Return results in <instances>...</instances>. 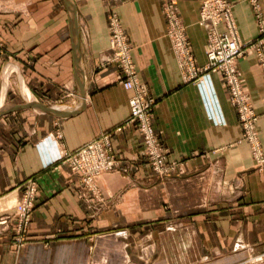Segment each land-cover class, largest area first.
<instances>
[{
    "label": "crops",
    "instance_id": "0c3cea01",
    "mask_svg": "<svg viewBox=\"0 0 264 264\" xmlns=\"http://www.w3.org/2000/svg\"><path fill=\"white\" fill-rule=\"evenodd\" d=\"M72 1L84 106L65 116L21 108L0 117V215L13 212L27 178L37 184L27 241L16 247L13 222L0 225V264H210L213 256L222 264L237 257L236 247L264 246V169L254 168L221 75H193L166 32L172 1L192 64L202 68V0ZM229 2L238 39L258 38L264 0ZM109 9L127 36L138 81L155 100L152 125L166 161L178 163L182 175L160 178L151 170L134 124L114 130L129 116L132 91L108 61ZM236 66L264 156V69L253 50ZM2 94L3 102L14 101L5 109L28 99L64 109L80 105L62 0H0ZM106 131L113 168L91 192L55 156Z\"/></svg>",
    "mask_w": 264,
    "mask_h": 264
},
{
    "label": "built area",
    "instance_id": "2783aa9c",
    "mask_svg": "<svg viewBox=\"0 0 264 264\" xmlns=\"http://www.w3.org/2000/svg\"><path fill=\"white\" fill-rule=\"evenodd\" d=\"M165 17L167 35L183 65L191 70L193 75L208 76L210 72L220 73L242 127V140L249 145L257 168L264 169V156L254 126L256 116L247 96L241 90L240 72L236 66L238 58L248 50H253L264 69V16L256 14L259 37L241 42L236 33L229 0H202L199 24L206 30V63L199 69L192 64L188 41L172 1L166 6ZM221 23L224 25L223 30L218 29ZM109 48L111 56L108 61L118 68L122 86L132 91L129 97V116L121 126L114 130L120 131L125 126L134 124L142 137L143 158L152 171L160 178L172 173H180L178 163L166 161V155L152 125V106L155 100L149 95L146 86L137 79L135 66L130 56V45L116 14H113L109 21ZM110 138L111 131H106L98 138L73 151L58 152L55 159L66 163L71 173L79 178L81 186L94 192L96 191V179L103 172L113 168L114 156ZM36 192L35 179L27 178L20 185V197L13 212L0 216V225L13 222L12 241L16 247L22 246L28 236Z\"/></svg>",
    "mask_w": 264,
    "mask_h": 264
},
{
    "label": "water",
    "instance_id": "95a60500",
    "mask_svg": "<svg viewBox=\"0 0 264 264\" xmlns=\"http://www.w3.org/2000/svg\"><path fill=\"white\" fill-rule=\"evenodd\" d=\"M64 6L67 11L68 15V23H69V30H70V37H71V47H72V55H73V62H74V75L75 81L78 89V94L80 97V105L73 109H64L57 106H47L40 102H36L33 100L25 101L24 105H13L8 109L4 108V105L0 106V117L2 114L10 111V110H17L21 108H31L32 110L44 113V114H51L55 116H65L69 114H74L81 110L84 106L85 102V93H84V85H83V73L80 66V57H79V37H78V27H77V17H76V10L74 7V3L72 0H62Z\"/></svg>",
    "mask_w": 264,
    "mask_h": 264
},
{
    "label": "rangeland",
    "instance_id": "374dc122",
    "mask_svg": "<svg viewBox=\"0 0 264 264\" xmlns=\"http://www.w3.org/2000/svg\"><path fill=\"white\" fill-rule=\"evenodd\" d=\"M113 14H115L114 11H112L110 9L107 10V34H108V36H109V21H110V18H111V16ZM15 101L21 102L22 100H20V98L17 97V99H15ZM11 102H14V101H11L10 99H6L5 102H3V105H5L6 103H11ZM29 112H32V111L29 110ZM254 168L257 169L256 164L254 165ZM182 174L183 173H182V170H181L180 173H172L169 176H165L163 178H168V177H172V176H176V175L178 176V175H182ZM28 234H29V231H28ZM27 238H28V236H27ZM27 238H26V241H27ZM12 239H13V235H12ZM236 249H238V252H236V253H239L237 255V257L236 256H234V258L231 257L230 261H228L227 263H222V264H264V246L259 247V248H254V247L253 248L252 247H236ZM183 250H185V248H183ZM234 250H235V248H234ZM213 258H214V263L211 262L210 264H221V263L215 262V260H217L216 256H213ZM191 264H206V263H205V261H201V262H196V263L194 262V263H191Z\"/></svg>",
    "mask_w": 264,
    "mask_h": 264
},
{
    "label": "bare ground",
    "instance_id": "6f19581e",
    "mask_svg": "<svg viewBox=\"0 0 264 264\" xmlns=\"http://www.w3.org/2000/svg\"><path fill=\"white\" fill-rule=\"evenodd\" d=\"M2 98H3V94H2L1 97H0V106H1L2 103H3ZM28 100H29V99H28Z\"/></svg>",
    "mask_w": 264,
    "mask_h": 264
}]
</instances>
